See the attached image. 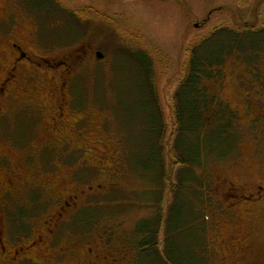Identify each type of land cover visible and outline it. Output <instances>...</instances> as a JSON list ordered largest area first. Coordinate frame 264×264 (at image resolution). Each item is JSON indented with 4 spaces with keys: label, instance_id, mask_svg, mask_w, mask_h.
Returning a JSON list of instances; mask_svg holds the SVG:
<instances>
[{
    "label": "rangeland",
    "instance_id": "rangeland-1",
    "mask_svg": "<svg viewBox=\"0 0 264 264\" xmlns=\"http://www.w3.org/2000/svg\"><path fill=\"white\" fill-rule=\"evenodd\" d=\"M12 4L36 21V55L50 62H65L42 75L46 81L39 87L50 83L49 76L54 87L65 82V98L68 102L72 99L76 107L70 120L80 121L77 135H66L68 142L63 145L44 143L51 136L49 125L28 121L31 115L27 112L19 122L9 119L7 129L21 131L20 138L10 137L0 127V141L7 144L0 143V154L12 152V163L20 162L27 169L22 172L27 184L20 196L3 208L0 226L3 223L5 235L18 246L34 230L44 232L42 222L60 201L54 194H61L64 198L75 196L76 205L70 213H63L51 237L55 244L49 250L68 245L75 256L50 261L45 250L38 260L46 264H131L135 259L129 247L134 227L154 215L162 218L157 240L163 249V220L179 169L172 150L176 134L173 95L185 74L188 49L217 28L241 31L261 26L264 0H13ZM55 8L74 12L75 20L65 19ZM76 21L79 25L73 27ZM14 28L22 32L17 25ZM97 51L103 53V59L96 58ZM140 56L150 63L146 76L138 66ZM37 63L45 65L42 59ZM147 78L155 88L162 119V132L155 141L165 177L157 182L151 178L153 171L144 165L145 161L149 166L156 164L153 136L143 131V124L155 116L154 102L145 95L150 90L144 86ZM207 87L236 111L242 132L234 156L207 165L218 204L206 220L211 264H264V199L224 196L239 185L245 193L256 192V185L264 186V115L257 116L264 106V55L258 64L247 67L226 60L221 83H208ZM37 92L39 99H48L46 91ZM30 146L42 150L25 155ZM88 213L90 225L82 220ZM16 214L18 228L16 218L13 224L10 219ZM191 231H181L171 242L174 248L170 247L169 253L176 264H204L199 251L193 250L201 241ZM238 233L248 250L231 245L229 237ZM86 248L92 250L89 257ZM38 252L33 256L38 257ZM97 253L100 260L96 261ZM102 256L107 259L102 261ZM148 264H159V260L152 257Z\"/></svg>",
    "mask_w": 264,
    "mask_h": 264
},
{
    "label": "trees",
    "instance_id": "trees-1",
    "mask_svg": "<svg viewBox=\"0 0 264 264\" xmlns=\"http://www.w3.org/2000/svg\"><path fill=\"white\" fill-rule=\"evenodd\" d=\"M76 25H79V21L73 22V27ZM262 55L264 21L259 27L241 31L232 27L217 28L189 47L185 74L173 95L176 134L172 150L179 169L175 173L171 202L163 220V249H159L157 240L162 218L158 215L143 218L136 223L131 236L132 245L129 247L132 254L135 253L131 264H148L152 257L157 258L159 264H176L169 253V248H174L171 242L178 233L191 228V234L201 241L200 244L193 245V250L196 249V253L199 251L204 264H211L212 252L207 249L206 243L209 241L206 220L210 218V210L215 209L218 204L207 165L211 160L224 162L234 156L239 148L242 132L236 111L217 93L210 91L207 84L218 86L221 83L226 60L233 59L247 67L258 64ZM137 59L138 66L146 76L150 63L142 56ZM144 86L150 89L145 95L154 102L155 116L143 124V131L153 136L155 153L152 159L156 162L149 166L145 161L144 165L146 170L153 171L151 178L157 182L165 177L155 141L162 132V119L160 112H157L158 101L154 86L149 80L144 82ZM162 192L159 193L160 199ZM89 216L91 214L88 213L82 218L88 225L92 220ZM203 244L206 246L205 250Z\"/></svg>",
    "mask_w": 264,
    "mask_h": 264
},
{
    "label": "flooded vegetation",
    "instance_id": "flooded-vegetation-1",
    "mask_svg": "<svg viewBox=\"0 0 264 264\" xmlns=\"http://www.w3.org/2000/svg\"><path fill=\"white\" fill-rule=\"evenodd\" d=\"M13 0H0V127L1 129H6L10 137L20 138L18 130H8L9 119H16L18 122L23 120V113L27 112L31 115L28 120L30 122H36L41 125L48 124L51 136L45 139L44 143L49 141H56L59 145L67 143L65 136L69 133L76 136L75 131L76 124L80 119L70 120L71 113H75V105L72 102H68L65 98L63 88H65V82L54 87L53 82H51V76H49L48 84L40 88V82L46 81L42 79L41 76L45 73L50 72L54 68L64 66L65 62H50L44 56H38L33 50V46H36L39 38V28L36 21L27 15L24 10H17V6L12 4ZM16 8V9H15ZM40 7H34V9H39ZM55 10L60 12V15L65 19H75L74 12H68L65 10H60V8H55ZM20 27L22 32L16 31L15 26ZM2 47V48H1ZM42 59L44 61L43 66L37 63L38 60ZM2 72V73H1ZM52 83V85H51ZM27 84V86H25ZM57 85V84H56ZM63 87V88H62ZM37 91H46V96L48 99H39ZM76 108V107H75ZM45 113L48 117V122L45 120ZM264 106H260L259 114L257 116L263 117ZM84 115V114H83ZM82 115V116H83ZM89 129L86 130L88 132ZM67 132V133H66ZM88 138V133H87ZM0 143L7 145L5 141H0ZM41 146L36 148L35 146L28 147L25 155L35 154L39 152ZM115 150L118 149L115 148ZM37 151V152H36ZM12 152H7V155L0 154V218L3 214V208L10 203V200L14 201L17 199L22 192L23 187L27 184L22 177V172L27 170L24 165L20 162L13 164ZM113 158V157H112ZM118 160V154L115 157ZM25 164V159H24ZM29 171V170H28ZM48 177V176H47ZM46 183V182H45ZM47 185V184H46ZM22 187V188H21ZM256 192L249 191L244 192L243 186L239 185L238 190L231 189L230 192H224L226 199L228 197L232 198H243L248 200L250 198L261 200L264 199V186L256 185ZM77 188L76 190H78ZM53 191V189H51ZM80 193V191L78 190ZM60 200L58 207L55 212H52L47 220L42 222V229L44 232H38L34 230L33 234L29 239L24 241V243L18 246L12 244L5 235L3 230V223L0 226V259L1 264H20L23 261L30 262L31 264H46L41 257L46 250L48 259L56 260L59 258L70 257L74 258L75 254L72 252V247L68 245L59 246L57 251L49 250L51 245L55 244V241L51 240L53 236V230L59 224V221L64 217L63 213H70L72 205H76L74 201L75 196L63 197L61 194H57ZM68 199V200H65ZM71 202V203H70ZM73 208V207H72ZM13 218H16L17 228L19 224V215L10 217L12 224ZM10 225V227L12 226ZM9 234V233H8ZM238 233L235 236L229 237L231 245L236 249L245 250L249 249L248 244L245 243L244 237ZM38 252V257L33 254ZM33 252V253H32ZM87 257L91 256L92 250L86 248L84 250ZM94 260H100L99 254H95ZM102 261L107 259V257L102 256ZM241 261V256L237 258ZM92 264H95L92 261Z\"/></svg>",
    "mask_w": 264,
    "mask_h": 264
},
{
    "label": "water",
    "instance_id": "water-1",
    "mask_svg": "<svg viewBox=\"0 0 264 264\" xmlns=\"http://www.w3.org/2000/svg\"><path fill=\"white\" fill-rule=\"evenodd\" d=\"M95 55H96V58H97L98 60L103 59V54H102L101 52L97 51V52L95 53Z\"/></svg>",
    "mask_w": 264,
    "mask_h": 264
}]
</instances>
